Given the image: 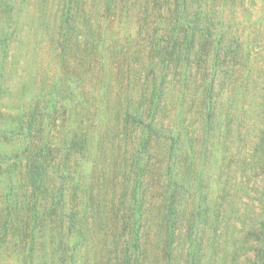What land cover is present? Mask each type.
<instances>
[{"label":"rangeland","instance_id":"obj_1","mask_svg":"<svg viewBox=\"0 0 264 264\" xmlns=\"http://www.w3.org/2000/svg\"><path fill=\"white\" fill-rule=\"evenodd\" d=\"M171 142L174 202L214 225L201 264H261L264 0H0V264H103L47 203L148 202Z\"/></svg>","mask_w":264,"mask_h":264},{"label":"trees","instance_id":"obj_2","mask_svg":"<svg viewBox=\"0 0 264 264\" xmlns=\"http://www.w3.org/2000/svg\"><path fill=\"white\" fill-rule=\"evenodd\" d=\"M204 29L203 31H211L209 27ZM210 111L212 116L214 112ZM213 121L205 126L202 137L196 140L198 146L200 141L203 145L209 142ZM150 129L152 130V126ZM151 139L152 136H148L147 143ZM203 145L201 149L206 151ZM177 146V142H171L168 148L166 159L171 167L166 169L162 177L163 183L155 175L157 164H153L150 159V152H144L146 160L143 164L141 162L145 175L151 174L150 178L147 176L145 191L148 192L149 185L156 183L159 187L161 183L163 202H152L154 194L145 196V191L139 198L142 201L144 198L149 199L148 202H65L61 197L57 202L53 200L47 203V224L52 230H57L59 235L62 232L80 234L85 241L84 245L110 247L102 255L105 257L100 259L103 264H201L206 246L214 245V225L209 222L206 214L208 211L203 206L194 205L189 212L180 209L179 203L174 202L178 191L193 197L190 192L193 185L188 178L179 174L174 182L172 165L177 160L175 161V152L172 149H178ZM140 159L142 161V158H137L138 161ZM165 200L171 202H164ZM106 209H109L108 213H105ZM200 211L205 213V220L200 219ZM252 227L258 240L253 248L261 264H264V218L255 222ZM81 243L78 242V245ZM74 246L73 244L71 247ZM149 252L156 254L154 261L150 260ZM67 257L72 255L68 254ZM67 257H61L63 264H67Z\"/></svg>","mask_w":264,"mask_h":264}]
</instances>
